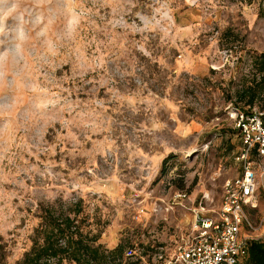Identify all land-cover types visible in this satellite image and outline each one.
<instances>
[{
    "label": "rangeland",
    "instance_id": "374dc122",
    "mask_svg": "<svg viewBox=\"0 0 264 264\" xmlns=\"http://www.w3.org/2000/svg\"><path fill=\"white\" fill-rule=\"evenodd\" d=\"M260 56L264 0H0V264L75 204L121 264H168L191 208L243 174L235 109L264 119V85L239 95ZM250 217L264 240L263 187Z\"/></svg>",
    "mask_w": 264,
    "mask_h": 264
},
{
    "label": "built area",
    "instance_id": "2783aa9c",
    "mask_svg": "<svg viewBox=\"0 0 264 264\" xmlns=\"http://www.w3.org/2000/svg\"><path fill=\"white\" fill-rule=\"evenodd\" d=\"M235 119L243 141L238 157L243 161V174L225 181L218 210L209 209L202 202L191 208L194 220L189 236L177 246L168 264H240L248 253V240L251 239L248 231L255 229L251 210L258 207L259 191L261 187L264 189V172L260 183L254 160L264 161V119L262 112L257 110L239 109H235ZM187 196L186 192L176 195L180 199ZM207 197L203 198L207 200ZM135 253L134 248L125 251L127 257ZM121 261L122 258H118L111 264H121Z\"/></svg>",
    "mask_w": 264,
    "mask_h": 264
},
{
    "label": "trees",
    "instance_id": "16d2710c",
    "mask_svg": "<svg viewBox=\"0 0 264 264\" xmlns=\"http://www.w3.org/2000/svg\"><path fill=\"white\" fill-rule=\"evenodd\" d=\"M253 63L258 73L257 78L239 92L240 99H245L249 108L256 105L264 85V56L256 58ZM42 210L40 216L45 225L35 229L38 234L43 235L42 240L39 235L33 239L21 264H64L65 261H74L76 264H111L112 260L121 259V245L109 250L97 243L99 234H83L78 218L82 209L77 204L74 208H69L68 212H58L53 205ZM240 264H264V240L249 239L248 253Z\"/></svg>",
    "mask_w": 264,
    "mask_h": 264
}]
</instances>
